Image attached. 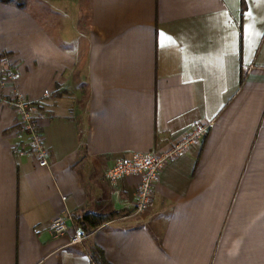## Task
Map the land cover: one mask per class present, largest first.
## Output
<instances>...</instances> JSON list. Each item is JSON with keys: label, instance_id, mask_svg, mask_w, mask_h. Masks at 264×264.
I'll return each instance as SVG.
<instances>
[{"label": "crops", "instance_id": "1", "mask_svg": "<svg viewBox=\"0 0 264 264\" xmlns=\"http://www.w3.org/2000/svg\"><path fill=\"white\" fill-rule=\"evenodd\" d=\"M3 67L44 104L50 158L13 152L0 83V264H93L91 245L109 264H264V0H0ZM194 121L213 126L135 214L140 178L105 172ZM65 211L116 216L69 245L49 229Z\"/></svg>", "mask_w": 264, "mask_h": 264}, {"label": "built area", "instance_id": "2", "mask_svg": "<svg viewBox=\"0 0 264 264\" xmlns=\"http://www.w3.org/2000/svg\"><path fill=\"white\" fill-rule=\"evenodd\" d=\"M20 73L16 68L3 67L0 70V83L8 88L10 95L4 99L13 110L16 123L14 134L16 142L12 145L15 154L29 155L37 160L38 166H49L50 151L44 145L40 120L45 117L44 104L31 101L19 93L17 81ZM50 93L44 92L48 97ZM213 122L194 121L189 124L182 136L166 150L151 152H133L117 160L106 172L105 178L111 182L127 176L140 178L134 204L135 214H142L152 206L153 186L161 171L171 162L186 154L193 146L200 145L206 138ZM65 200L64 197H62ZM72 226L73 233L69 245H82L90 235L81 229L74 228L73 218L69 211L53 218L49 229L54 236H62Z\"/></svg>", "mask_w": 264, "mask_h": 264}, {"label": "trees", "instance_id": "3", "mask_svg": "<svg viewBox=\"0 0 264 264\" xmlns=\"http://www.w3.org/2000/svg\"><path fill=\"white\" fill-rule=\"evenodd\" d=\"M115 216L116 214L103 215L86 213L77 219V226L84 233L91 235L95 229L112 220ZM88 254L93 264H109L106 261L103 252L95 246H89Z\"/></svg>", "mask_w": 264, "mask_h": 264}]
</instances>
